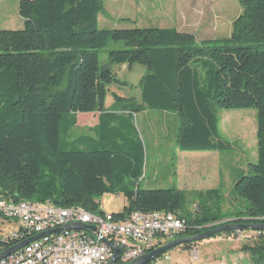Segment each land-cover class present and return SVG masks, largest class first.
Returning a JSON list of instances; mask_svg holds the SVG:
<instances>
[{"label":"trees","instance_id":"obj_1","mask_svg":"<svg viewBox=\"0 0 264 264\" xmlns=\"http://www.w3.org/2000/svg\"><path fill=\"white\" fill-rule=\"evenodd\" d=\"M239 2L231 37L197 44L192 34L173 28L99 29L101 0H19L22 28L0 29V197L102 212L98 199L118 191L125 203L111 212L115 219L132 210L171 212L185 221L178 237L230 223H264V0ZM110 41L125 47L108 50V63L100 65L99 51ZM136 63L148 70L139 81L142 103L178 114L180 150L227 147L210 99L220 108L255 109L256 159L233 183L243 208L232 219L207 204L205 195L218 199L216 189L196 192L202 199L193 212L183 210L186 193L175 186L142 189L134 181L141 173L139 143L60 146L62 115L101 111L107 86L119 81L111 65ZM195 65L204 69L202 84ZM105 139L103 146L120 144ZM3 230L0 222V235ZM254 231L256 244L241 250L264 264V230Z\"/></svg>","mask_w":264,"mask_h":264},{"label":"rangeland","instance_id":"obj_2","mask_svg":"<svg viewBox=\"0 0 264 264\" xmlns=\"http://www.w3.org/2000/svg\"><path fill=\"white\" fill-rule=\"evenodd\" d=\"M18 3L19 0H0V29L22 28ZM101 3L97 13L99 29L173 28L192 34L197 44L225 42L242 12L239 0H101ZM124 47L122 41H110L99 51V64L108 63V50ZM195 66L202 84L204 69ZM111 68L119 81L107 86L103 109L93 111L98 114V121L86 120L89 112L64 113L59 122L60 146L110 149L139 143L141 173L134 181L142 189L175 186L186 193L182 208L188 212H193L195 203L201 202L196 192L216 189L218 199L214 196L210 200L205 195L212 201L207 204L213 209L218 205L223 219H232L237 209L243 208L241 199L233 191V183L245 172L247 164L256 159L255 109L220 108L210 99L218 136L227 147L209 151L180 150L178 114L150 108L141 101L139 81L148 72L147 68L138 63L129 67L112 64ZM108 136L120 144L109 142L103 146L109 141L105 139ZM91 140L95 143L87 142ZM98 201L100 209L110 213L121 211L125 198L118 191L108 192ZM256 242L254 230H243L239 239H235L234 233H219L193 243L190 248L182 244L172 246L162 253L161 259L173 264H258L249 252L241 250L244 243L255 245ZM235 246L241 254L234 251Z\"/></svg>","mask_w":264,"mask_h":264},{"label":"built area","instance_id":"obj_3","mask_svg":"<svg viewBox=\"0 0 264 264\" xmlns=\"http://www.w3.org/2000/svg\"><path fill=\"white\" fill-rule=\"evenodd\" d=\"M0 216L4 228L0 243L7 241L0 245V252L46 233L0 258V264H111L112 260L113 264H134L177 238L185 227L184 220L174 213H134V210L124 217L123 223L105 226L99 224V219H91V213H82L75 207L74 213H64V207L49 200L42 206H29L11 197L0 198ZM75 223L86 227L65 229ZM193 254L196 255L195 251ZM161 256L162 253L145 264H173L163 262Z\"/></svg>","mask_w":264,"mask_h":264},{"label":"water","instance_id":"obj_4","mask_svg":"<svg viewBox=\"0 0 264 264\" xmlns=\"http://www.w3.org/2000/svg\"><path fill=\"white\" fill-rule=\"evenodd\" d=\"M84 227H85V225L83 223H77V224L73 225V228H75V229H82ZM68 228H70V226L65 227V229H68ZM248 229L259 230V231L264 230V223L263 222L251 223V224L230 223V224L217 226L215 228L206 230L204 232H201V233L193 235V236L175 238V239L167 242L165 245L160 246V247L152 250L148 254L142 256L134 264H145V263L151 261L156 256H159L161 253L165 252L167 249H169L175 245H180V244L189 243V242L192 243L195 241H201V240L207 239L211 236H214V235H216L218 233H222V232H229V231H235V230H248ZM59 230L60 229H55L53 231H59ZM44 234H46V233L34 235V236H32L26 240H23V241L15 244L14 246H11L10 248L0 252V258L12 253L13 251L23 247L24 245H26L30 241H33V240L41 237ZM117 254H119L118 249L115 250V255H117ZM111 264H113V260L111 261Z\"/></svg>","mask_w":264,"mask_h":264},{"label":"bare ground","instance_id":"obj_5","mask_svg":"<svg viewBox=\"0 0 264 264\" xmlns=\"http://www.w3.org/2000/svg\"><path fill=\"white\" fill-rule=\"evenodd\" d=\"M0 198H4V197H0ZM19 204H28L29 206H42L43 202H31V201H26V200H20L18 201ZM74 207L76 209H81L82 213H91V219H99V224L101 225H105V226H114L115 223H123V220L121 219H115L114 217H112L111 212L110 213H106L104 211L102 212H89L86 211L85 209H83L80 206H73V207H64V213H74ZM134 213H142V211L139 210H134ZM147 213H156V211H150ZM157 213H167V212H163V211H157ZM176 215V214H175ZM178 216V215H177ZM1 217V216H0ZM179 217V216H178ZM180 218V217H179ZM182 219V218H181ZM184 220V219H183ZM185 223V221H184ZM77 224V223H75ZM73 225H70V228H73ZM85 225V224H84ZM225 225V224H224ZM221 226V225H220ZM86 227V225H85ZM84 227V228H85ZM84 228H82L81 230H83ZM75 229V228H73ZM249 230V229H248ZM223 233V232H222ZM243 233V230H236L234 233L235 239H239L241 237V234ZM219 234V233H218ZM238 234H240V236L238 237ZM30 238V237H29ZM177 238H181V237H177ZM28 239V238H27ZM26 240V239H25ZM23 241V240H22ZM21 242V241H20ZM19 243V242H18ZM190 243V242H189ZM17 244V243H16ZM165 245V244H164ZM14 246V245H13ZM163 246V245H162ZM158 248V247H157ZM14 252V251H13ZM118 255V254H117ZM115 255V256H117Z\"/></svg>","mask_w":264,"mask_h":264},{"label":"crops","instance_id":"obj_6","mask_svg":"<svg viewBox=\"0 0 264 264\" xmlns=\"http://www.w3.org/2000/svg\"><path fill=\"white\" fill-rule=\"evenodd\" d=\"M97 115H98V114H97L96 112H89V118L86 119V120H89V119H90V120L96 122V121H98V116H97ZM87 142H90V144H91V143H93V144L95 143V142L92 141V140H91V141H87ZM181 175H182V174H181ZM179 179H181V178L179 177ZM236 246H237V245H236ZM236 246L233 248L234 251H237V248H238V247H236ZM237 252H238V254H241L240 251H237ZM224 263H225V262H224Z\"/></svg>","mask_w":264,"mask_h":264},{"label":"flooded vegetation","instance_id":"obj_7","mask_svg":"<svg viewBox=\"0 0 264 264\" xmlns=\"http://www.w3.org/2000/svg\"><path fill=\"white\" fill-rule=\"evenodd\" d=\"M180 237H184V236H180Z\"/></svg>","mask_w":264,"mask_h":264}]
</instances>
